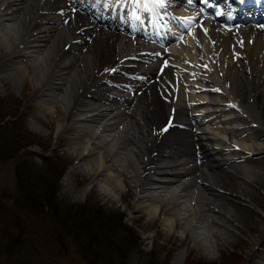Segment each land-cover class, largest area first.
<instances>
[{"label":"bare ground","instance_id":"1","mask_svg":"<svg viewBox=\"0 0 264 264\" xmlns=\"http://www.w3.org/2000/svg\"><path fill=\"white\" fill-rule=\"evenodd\" d=\"M85 1L0 0L1 88L27 93L33 120L76 160L69 174L116 209L122 204L118 214L131 224L143 219L184 245L172 264L191 251L221 256L233 245L248 251L245 264H264V27L204 28L212 5L203 0H113L154 13L168 8L198 30L126 27ZM228 1L234 8L237 0ZM112 7L113 16H130ZM236 15L229 21L240 22L241 7ZM111 67L119 73L105 74ZM64 189L87 194L67 182Z\"/></svg>","mask_w":264,"mask_h":264},{"label":"rangeland","instance_id":"2","mask_svg":"<svg viewBox=\"0 0 264 264\" xmlns=\"http://www.w3.org/2000/svg\"><path fill=\"white\" fill-rule=\"evenodd\" d=\"M1 84L0 264H172L184 245L156 235L157 225L149 229L143 219L131 224L118 214L122 204L116 209L94 188L87 189L86 181L69 174L76 160L33 120L32 109L25 106L27 93ZM66 182L87 194L75 197L64 189ZM239 246H228L221 256L191 251L184 264H245L248 251Z\"/></svg>","mask_w":264,"mask_h":264},{"label":"snow or ice","instance_id":"3","mask_svg":"<svg viewBox=\"0 0 264 264\" xmlns=\"http://www.w3.org/2000/svg\"><path fill=\"white\" fill-rule=\"evenodd\" d=\"M132 2L139 3L140 0H132ZM156 2L157 3H163V0H156ZM203 2L205 4H207L208 0H203ZM237 2L238 3H244V0H237ZM256 2L258 3L259 0H256ZM73 11H75V9H73ZM217 14L220 15L221 13L218 12ZM61 15H64V13H61ZM231 18H232L231 15H229V19H231ZM64 23L68 24V23H70V21L69 20H65ZM262 27H264V26H262ZM234 56H235V54H234ZM236 58H238V57H236ZM202 67L204 68L205 71L208 70V66L207 65H203ZM168 68H169V65H168L167 60L163 61V64H162L161 68L159 69V71L157 73V75L160 77V79L157 81V83L163 82V76L166 74V69H168ZM119 71H120V69L118 67H111V68H105L104 69V73L108 74V75L117 74V73H119ZM169 86H171V85H169ZM213 91L218 92L220 90L219 89H213ZM171 123H172L171 118H169L168 125L165 128L161 129V131L162 132H167L169 130V127L171 126Z\"/></svg>","mask_w":264,"mask_h":264},{"label":"trees","instance_id":"4","mask_svg":"<svg viewBox=\"0 0 264 264\" xmlns=\"http://www.w3.org/2000/svg\"><path fill=\"white\" fill-rule=\"evenodd\" d=\"M18 140H23V139H20V137H19ZM1 149L4 150V148H1ZM21 176H22V177H25L23 174H21ZM20 178H21V177H20L19 173H17V182H18V181L20 182V183H18V187H19V185H22V182L20 181V180H21ZM50 200H51V202H52L53 199H50ZM45 202H46V200H45ZM49 203H50V202H49ZM49 203H47V204H49Z\"/></svg>","mask_w":264,"mask_h":264}]
</instances>
